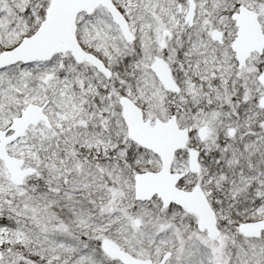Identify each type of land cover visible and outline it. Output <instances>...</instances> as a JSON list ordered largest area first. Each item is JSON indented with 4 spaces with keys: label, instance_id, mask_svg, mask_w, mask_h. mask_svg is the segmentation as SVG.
I'll list each match as a JSON object with an SVG mask.
<instances>
[{
    "label": "snow or ice",
    "instance_id": "obj_1",
    "mask_svg": "<svg viewBox=\"0 0 264 264\" xmlns=\"http://www.w3.org/2000/svg\"><path fill=\"white\" fill-rule=\"evenodd\" d=\"M0 264H264V0H0Z\"/></svg>",
    "mask_w": 264,
    "mask_h": 264
}]
</instances>
